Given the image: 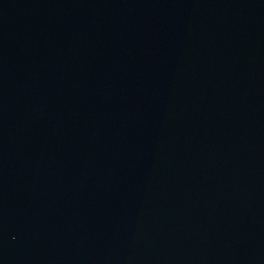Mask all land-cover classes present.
Listing matches in <instances>:
<instances>
[{
	"label": "water",
	"instance_id": "water-1",
	"mask_svg": "<svg viewBox=\"0 0 264 264\" xmlns=\"http://www.w3.org/2000/svg\"><path fill=\"white\" fill-rule=\"evenodd\" d=\"M0 264H264V0H0Z\"/></svg>",
	"mask_w": 264,
	"mask_h": 264
}]
</instances>
